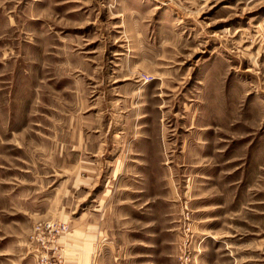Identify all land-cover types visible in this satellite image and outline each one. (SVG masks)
<instances>
[{"label": "rangeland", "instance_id": "rangeland-1", "mask_svg": "<svg viewBox=\"0 0 264 264\" xmlns=\"http://www.w3.org/2000/svg\"><path fill=\"white\" fill-rule=\"evenodd\" d=\"M0 264H264V0H0Z\"/></svg>", "mask_w": 264, "mask_h": 264}, {"label": "built area", "instance_id": "built-area-1", "mask_svg": "<svg viewBox=\"0 0 264 264\" xmlns=\"http://www.w3.org/2000/svg\"><path fill=\"white\" fill-rule=\"evenodd\" d=\"M48 227L49 228H53L54 225L53 224H48ZM56 229H57V232L65 231L67 229V226H66V224L59 225V226L56 227Z\"/></svg>", "mask_w": 264, "mask_h": 264}]
</instances>
